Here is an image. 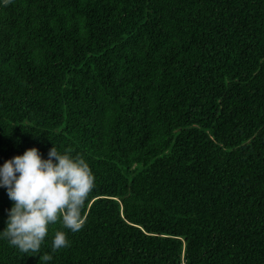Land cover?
<instances>
[{
    "label": "trees",
    "instance_id": "obj_1",
    "mask_svg": "<svg viewBox=\"0 0 264 264\" xmlns=\"http://www.w3.org/2000/svg\"><path fill=\"white\" fill-rule=\"evenodd\" d=\"M52 144L86 223L0 264H264V0H0V163Z\"/></svg>",
    "mask_w": 264,
    "mask_h": 264
},
{
    "label": "clouds",
    "instance_id": "obj_2",
    "mask_svg": "<svg viewBox=\"0 0 264 264\" xmlns=\"http://www.w3.org/2000/svg\"><path fill=\"white\" fill-rule=\"evenodd\" d=\"M95 180L88 160L71 148L61 151L52 144L45 157L32 146L5 159L0 163V188L12 204L0 240L22 253L40 255L50 226L59 222L62 227L54 231L51 252L69 247L64 229L76 233L84 227L83 209ZM42 259L51 261L53 256L44 254Z\"/></svg>",
    "mask_w": 264,
    "mask_h": 264
}]
</instances>
